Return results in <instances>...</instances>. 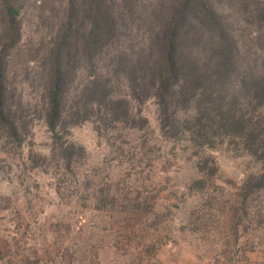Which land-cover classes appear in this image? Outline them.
Segmentation results:
<instances>
[{
  "label": "rangeland",
  "instance_id": "obj_1",
  "mask_svg": "<svg viewBox=\"0 0 264 264\" xmlns=\"http://www.w3.org/2000/svg\"><path fill=\"white\" fill-rule=\"evenodd\" d=\"M100 1L19 0L24 37L9 58V112L0 121V264H264V154L249 153L215 119L240 107L264 118V103L247 86L233 92L238 79H251L247 65L264 71V0H210L235 33L243 67L227 81L203 83L214 90L199 107L183 97L169 106L145 87L133 92L135 77L118 65L108 71L118 100L78 114L74 95L90 71L113 67L110 50L71 62L66 113L53 132L46 49L72 2L88 11ZM117 1L132 12L116 47L136 52L156 43L152 26L180 0ZM100 95L87 99L104 103ZM198 114L214 120L211 149L199 124L187 130ZM77 115L87 118L75 123Z\"/></svg>",
  "mask_w": 264,
  "mask_h": 264
},
{
  "label": "trees",
  "instance_id": "obj_2",
  "mask_svg": "<svg viewBox=\"0 0 264 264\" xmlns=\"http://www.w3.org/2000/svg\"><path fill=\"white\" fill-rule=\"evenodd\" d=\"M71 5V9L75 6L74 10L66 13L65 21L50 41L44 58L48 67L45 70L47 74L44 77L43 93L47 104V123L53 132L66 113L71 62L76 59L86 58L91 62L95 57L107 55L110 50L113 51L110 55L115 57L112 68L103 71L97 67L87 74L86 81L79 86L73 105L79 108L78 114L81 107L87 114L100 111L102 104L106 107L118 100L112 91L113 84L108 73L114 72L118 65L130 68L129 75L135 77V86L131 85L133 92L145 87L151 96H167L169 106H176V100L181 97L188 104H197L203 94H211L214 90V86L205 88L203 83L218 78H225L224 81H227L229 76L239 75L243 67L239 61L240 49L235 41V33L227 28L224 20L218 18V9L210 0H180L176 6L169 8L168 15L158 19V24L153 25L156 26L154 30L152 26L150 40L152 36L153 40L158 38L156 43L152 44V41L148 50L136 52V48L116 47L120 46V25L125 22V18L130 20L125 13L132 12L131 7H125L117 0H102L94 8L91 5L88 11L86 7H77L75 2ZM20 15L19 0H0V121L7 120L9 112V58L24 37ZM144 17L148 21L153 15ZM155 17L160 18L161 13H157ZM138 19L143 20L142 16ZM83 20L88 25L79 24ZM214 37L217 39L212 43ZM247 66L251 79H238L233 92L245 85L254 92L260 103H264V71L254 73L253 69L257 67L252 64ZM72 74L75 76L74 72ZM76 77H79L78 73ZM100 94L104 96V103L95 97L87 99ZM260 115H257L259 120H254V115L243 112L240 107L225 109L217 113L215 119L225 121L223 132L230 137L241 138L249 153L253 150L257 154L260 148L261 154H264V118ZM77 116L73 117L75 123L87 118ZM79 119L81 120L78 121ZM211 119L212 117H199V114L191 115V126L187 129L194 132L199 127L198 130L204 132L203 146L206 149L213 147V140L209 137L213 128L211 123L214 122ZM9 122L18 133V123L11 119ZM196 125L198 127H192Z\"/></svg>",
  "mask_w": 264,
  "mask_h": 264
}]
</instances>
